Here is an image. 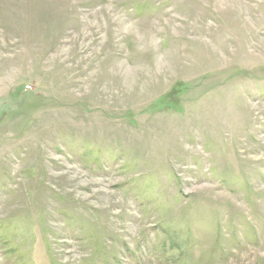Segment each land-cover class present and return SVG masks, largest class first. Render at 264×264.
Returning <instances> with one entry per match:
<instances>
[{"label":"rangeland","instance_id":"1","mask_svg":"<svg viewBox=\"0 0 264 264\" xmlns=\"http://www.w3.org/2000/svg\"><path fill=\"white\" fill-rule=\"evenodd\" d=\"M0 264H264V0H0Z\"/></svg>","mask_w":264,"mask_h":264}]
</instances>
